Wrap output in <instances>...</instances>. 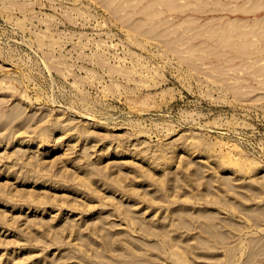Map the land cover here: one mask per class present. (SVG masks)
Wrapping results in <instances>:
<instances>
[{
  "label": "rangeland",
  "instance_id": "1",
  "mask_svg": "<svg viewBox=\"0 0 264 264\" xmlns=\"http://www.w3.org/2000/svg\"><path fill=\"white\" fill-rule=\"evenodd\" d=\"M0 264H264V0H0Z\"/></svg>",
  "mask_w": 264,
  "mask_h": 264
},
{
  "label": "bare ground",
  "instance_id": "2",
  "mask_svg": "<svg viewBox=\"0 0 264 264\" xmlns=\"http://www.w3.org/2000/svg\"><path fill=\"white\" fill-rule=\"evenodd\" d=\"M53 147H54L53 144H51L50 148H53Z\"/></svg>",
  "mask_w": 264,
  "mask_h": 264
}]
</instances>
